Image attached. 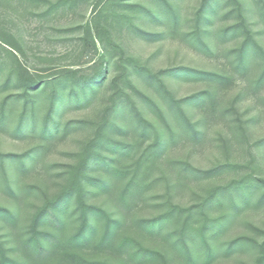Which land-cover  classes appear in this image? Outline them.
I'll return each mask as SVG.
<instances>
[{
  "label": "trees",
  "instance_id": "obj_1",
  "mask_svg": "<svg viewBox=\"0 0 264 264\" xmlns=\"http://www.w3.org/2000/svg\"><path fill=\"white\" fill-rule=\"evenodd\" d=\"M19 1L35 6L46 3L44 14L51 15L63 4L73 7L79 0ZM159 1L168 24L163 31L154 33L133 21L141 13L131 15L129 10L135 8L145 11L146 20L160 19L158 14L144 9L139 1L106 0V6L112 10L113 18L118 4L124 13L121 17L128 21L131 32L135 31L140 39L158 41L175 29L179 19L175 0ZM225 1L235 17L228 27L222 30L216 27L217 18L223 12L221 0H204L196 11L193 31L184 36L194 41L201 54H205L210 69L175 65L155 71L140 66L130 57L121 77L131 84V91L136 95L134 101L125 91L127 82L121 86L115 84L116 92L108 103L96 108L92 116L79 120L62 121L63 109L89 104L104 85L107 67H110L109 46L119 50L121 55L125 54L118 37L116 42L112 40L116 28L106 23L99 25L102 12L80 27L82 41L91 42L96 52V40L102 44L98 52L99 68L89 77L78 78L72 69L57 72L48 68L31 73L15 54L24 55L19 42L2 40L1 43L13 50L0 46L6 53L5 62L0 59V93L12 89L18 92L8 93L0 99V133L10 132L21 139L38 135L39 142L18 154H0V188L9 196L10 202L0 205V227L6 228L13 240L8 248L0 235V264H213L223 257L236 256L247 247L257 248L254 264H264V233L260 240L235 236L220 243L221 235L235 216L253 203L254 189H261L257 203L264 202V179L211 184L203 190L198 203L183 205L176 201L177 195L187 187L191 176L201 185L203 181L218 178L225 167L214 165L199 169L189 160L168 161L175 176L173 179L163 177L166 191L162 200L153 203L154 199L150 202L148 196L151 187L160 181L159 177L150 178L167 142L176 143L181 137L200 141L207 127L226 113L236 117V122L232 121L234 128L239 129L238 133L243 135L247 130L248 122L243 121L245 115L237 110V96L229 103L227 112L220 107L238 82L242 84L239 94L250 101L255 100L252 90L264 82V45L257 40V32L253 30L260 27L264 33V0ZM228 35L237 36L235 40L240 39V42L226 46L222 37ZM256 66L261 67L259 77L245 80L243 75ZM130 74L140 75L139 78L147 81L150 87L153 85L156 94L165 99V106L159 104L150 87L138 89L134 86L129 80ZM189 76L190 81L202 85V90L177 97L168 84L172 81L180 83L183 77ZM44 100L46 102H42ZM18 105L20 110L16 108ZM128 106L132 107L136 119L135 141L120 137L125 133ZM169 114L175 117L174 126L169 124ZM255 120L256 117H252L250 121ZM86 128H93L94 132L81 140L79 151L73 153L74 162L60 175L64 179L56 186L55 193L48 194L49 189L44 186L40 189L37 185L17 184L16 179L33 167L53 140ZM134 154L136 156L132 157ZM100 193L107 194L111 208L93 202ZM29 195L39 196L40 204L34 205V212L22 224L19 204ZM140 205L148 206L155 213L140 215L137 210ZM220 206L224 211L214 216L212 211ZM260 231L258 233H262ZM11 251L17 257L10 255Z\"/></svg>",
  "mask_w": 264,
  "mask_h": 264
},
{
  "label": "rangeland",
  "instance_id": "obj_2",
  "mask_svg": "<svg viewBox=\"0 0 264 264\" xmlns=\"http://www.w3.org/2000/svg\"><path fill=\"white\" fill-rule=\"evenodd\" d=\"M135 1H139L143 4L144 9H149L160 17L159 20L155 21L151 18L147 19L148 23H146L145 11L143 12L140 8L130 9L131 15L141 12L138 18L133 19L137 26H142L147 31L153 33L159 30L163 31L166 28L168 17L163 13L165 11L161 7L159 0ZM175 1L179 7L177 26L173 31L164 34L158 41H154L152 38L140 39V36L136 35L135 31L131 32L128 21L121 17L124 13L122 14L123 10L120 11L118 8V4L114 9L117 11L114 14L115 17L111 18L112 12L110 13V11L112 10L108 5L106 6V0H79L75 2L73 7L69 6L70 4H63L59 9L53 11L51 15L44 14L47 9L46 3H39L35 6V4L32 5V3H25L19 0H0V46L2 45L8 50H13L1 42L2 40L11 42L16 39L24 55L17 52L15 54L31 73H37L39 70L42 71L48 68H51L53 71L57 70V72L63 69H72L77 72L75 76L78 78L89 77L99 68L100 57L98 52L102 49V44L96 40L98 48L96 52L91 42L82 41L80 27L91 20L92 16L96 13L102 12V19L99 25L105 26L106 23L116 28L113 30L112 40L116 42V38H119L117 40L124 46L125 54L121 55L119 50L114 49L112 45L109 46L107 51L110 67H107V79L104 85L92 96L89 104L63 109L62 121L66 119L79 120L92 116L96 108L108 103L110 96H113L116 92L115 84L121 86L124 83L125 85L127 81H124L121 75L124 72L123 67L130 57L140 66L149 67L155 71L165 70L175 65L195 69L211 68V64L206 60L205 54H201L194 41H189L184 37L193 31L196 23V11L197 9L199 10L204 0ZM225 2V0H221L220 5L223 7V12L216 21V27L220 30L228 27L231 20L235 18L231 14L230 5L227 4L226 6ZM226 13L227 16H225ZM119 28L121 31H119ZM253 30L257 32V40L264 45V33L261 31V28L254 27ZM117 31L119 32L117 33ZM236 37L234 35L232 38L231 35H228L227 37H222V41L226 46H230L235 44V42H240V39L235 40ZM103 38L105 39V36ZM5 54V51L0 50V59L4 62ZM257 62L261 65V62ZM260 74L261 67L256 66L249 73L243 75V77L245 80L248 78L256 79ZM240 75H237V77ZM139 76L130 74L129 80L138 89L145 86L149 89L148 82H145ZM190 78V76L183 77L182 82L176 83L172 81L168 85L176 92L177 97H185L202 90V85L190 81ZM130 85L127 82L125 91L131 95V99L134 101L136 95L131 91ZM241 85L239 82L236 84L235 88L225 97L220 109L227 112L229 103L235 100L237 96L239 101L237 110L245 115L243 116V121L248 122L246 132L243 135L240 131L238 133L237 130L239 129H236V126L234 128L236 117H232L231 114L226 113L222 119L214 120L207 127L200 141L196 140L195 142L191 137H181L176 139V143L167 142L166 144L168 145L164 149L163 154H160L161 156L151 174L150 180L154 177H159L160 181L156 186H152L148 193L150 202L151 199H154L153 203L155 200H162V196L166 191V180L164 181L163 177L173 179V176H175V171H172L168 165V161L189 160L199 169H209L214 165H223L225 167L218 178H214L210 182L203 181L201 185L191 176L187 187L182 189L177 195L176 201H179L183 205L198 203L200 201L199 198L203 195V190L210 187L211 184L213 186L217 184H229L231 182L238 183L256 178L264 179V143H261V141H264V82L261 86H257L256 89L252 90L251 94L255 98L254 101L246 100L244 96L239 94ZM153 87L152 85L149 90L152 92V95L155 93L159 104L164 107L166 104L165 99L162 96H158ZM14 92L17 93L18 91L12 89L8 92L0 93V99L8 93ZM16 108L20 110L19 105ZM169 116V124L174 126L175 117L171 114ZM133 117L132 107L128 106L126 108L125 133L120 136L124 137L127 141H135L137 138L134 136L138 133L137 127H135L136 119ZM252 117H256V120L250 121ZM232 120H234V123ZM164 126H162L163 130ZM93 132V128L79 129L78 131L73 130L66 138L53 140L27 173L20 175L18 178L15 176L17 184L37 185L40 189L44 186L45 189H49L48 194L55 193L58 189L56 186L64 179L60 175L67 170L68 165L74 162L73 153L79 151L81 140L85 136H91ZM36 142H39L38 135L32 138L21 139L14 137L10 132L5 134L0 133V154H18ZM135 156L136 154L132 155V157ZM253 192V203L246 206L240 212V215L235 216L231 225L221 235L220 243L228 241L235 236H246L252 240H260V237L263 236L264 202L261 204L257 203L261 196V189H254ZM37 195H29L26 199L21 200L19 207L22 224H25L29 215L34 212V205L40 204V197ZM8 197L4 190L0 188V205L10 203L8 202ZM92 200L98 204H106L111 208L110 199L107 198V194L105 193H100ZM137 210H139V214L142 216L155 213L148 206L140 205ZM223 211L224 208L220 206L216 207L212 213L214 216H218ZM116 216H118L117 211ZM74 226L75 223L69 231H72ZM258 230H261L260 232L262 233H258ZM0 235L6 240L7 247L11 248L13 240L9 236L8 230L0 227ZM257 253V248L247 247L244 251L236 254V256L223 257L213 264H254ZM10 255L17 257L14 251H11Z\"/></svg>",
  "mask_w": 264,
  "mask_h": 264
}]
</instances>
